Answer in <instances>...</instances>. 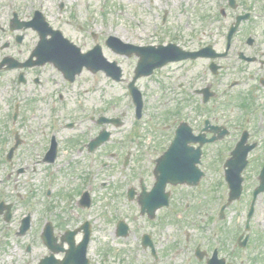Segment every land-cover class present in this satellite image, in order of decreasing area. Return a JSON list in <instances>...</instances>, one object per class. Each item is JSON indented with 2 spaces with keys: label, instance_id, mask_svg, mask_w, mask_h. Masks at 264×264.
<instances>
[{
  "label": "rangeland",
  "instance_id": "obj_1",
  "mask_svg": "<svg viewBox=\"0 0 264 264\" xmlns=\"http://www.w3.org/2000/svg\"><path fill=\"white\" fill-rule=\"evenodd\" d=\"M247 4L261 16L252 17L246 22L241 36L254 31L257 35L252 34L262 42L264 0H239L234 9L227 6L226 0H0V59L6 55L17 60L28 57L38 40L36 32L30 28L10 30L9 20L13 9H16L18 19L22 21L30 20L33 10L37 9L43 13L52 28L60 30L62 35L82 52L98 44L104 57L110 62L115 61L121 67L123 78L122 81L115 82L101 71L91 73L83 70L73 82H68L54 66L47 63L40 67L23 69L26 81L18 83L17 69L0 70V200L9 203L12 212L8 222H4L0 215V235L5 233L0 243V264H33L45 252L44 246L36 237L44 223L50 221L55 225L57 220L63 224L62 228H55L58 234L66 227L76 226L84 217V209H81L77 202L80 189L88 190L90 198H94V202L91 200V212L86 215H94L99 223L109 224L107 219L111 221L110 216H117L127 218L131 229L135 223L148 229L152 222L138 215V205L135 200H127L126 190L133 187L138 192L140 178L144 179L148 189L152 186L154 160L168 146L173 130L179 122H186L193 131L199 128L201 115L206 113L197 108L201 96L186 92L184 88H199L203 85L197 71L202 68L205 60L169 63L151 76L137 79V84L146 93L147 99L143 119L134 122L127 95V83L133 76L138 58L134 55L125 57L114 53L105 45V39L113 35L124 42L140 46L166 45L171 42L187 49L213 41L220 45V35L236 14L244 13ZM22 32V40L17 43L16 37ZM209 81L208 85L213 86V82ZM219 85L211 89L221 93L215 90L220 89L222 83ZM249 90L252 88L246 83L232 88L224 97V105L213 114H208L216 122H220L223 117H230L232 121L229 124H232L241 116L238 95L243 96ZM256 100L264 105V92L260 91V99ZM213 101L209 100V107L214 105ZM15 104H18V113L13 121ZM91 113H94L93 120L88 117ZM98 116L119 118L120 125H98L95 122ZM72 118L78 122L73 129L63 126L64 122ZM50 119H58L56 138L59 137L63 150L51 166L40 162L30 167V161L39 158L46 138L48 139L47 135L51 130ZM135 124L140 128V136L132 132ZM103 128L110 133L109 142L96 148L92 156L87 155L85 147L79 150V143L93 138L98 130ZM258 130V127L251 126V140L259 141ZM14 131L18 132L22 143L14 152L12 165H9L4 159L7 147L3 148L2 144L12 142ZM236 133L237 130H233L232 136ZM219 146L229 145L224 139L205 147L203 161L206 163L208 179L201 180L195 190L187 186L167 188L171 189L170 197L176 192L174 203L178 212L184 200L188 199L187 195L192 193L190 198L194 206L205 207L209 216L213 213L216 207L215 195L219 194L223 186L221 177L216 172L221 156L216 151L220 149ZM144 148L150 150L144 151ZM251 153L249 156L253 154ZM263 154L264 152L257 164L264 159ZM126 158L128 162L124 166ZM104 160L108 164L102 167ZM18 166H26V169L17 172L14 168ZM258 166L248 170L242 207L245 201L247 203L252 185L257 183L254 178ZM48 174L53 178L54 195L50 199L44 196L45 185L49 183L46 181ZM179 189L189 192H178ZM231 209L234 208L229 210ZM30 211L34 216L36 229L33 226L30 233L20 238L16 236L20 219ZM162 211L158 216L164 218L165 228L161 227L156 232V238L165 249L169 240L178 239L181 245L178 255L171 254V257L176 264H185L183 260L188 257L197 234L203 233V241H206L207 231L193 227L194 217L190 215L191 211H182L179 216L175 215L177 211ZM235 217L236 214L230 213L232 223ZM253 219L255 234L264 235V193L258 198ZM139 226H134L135 234L130 232L124 239L126 244L135 247L137 241L134 236L138 238L139 233L143 232ZM106 230L108 231L98 232L97 235L100 234V237L106 234L111 237L113 228L110 224ZM170 231L172 239L165 236L171 234ZM187 232L188 241L185 240ZM230 237L231 235H228L221 241L229 240ZM216 238L214 237V240ZM94 239L95 236L93 241ZM93 241L91 255L93 249L96 250V243ZM27 244L31 247L29 252L26 251ZM104 244L102 242V245ZM249 251L253 258L255 254L264 252V245L259 246L253 240ZM132 256L140 258L144 256V252L138 249Z\"/></svg>",
  "mask_w": 264,
  "mask_h": 264
},
{
  "label": "flooded vegetation",
  "instance_id": "obj_2",
  "mask_svg": "<svg viewBox=\"0 0 264 264\" xmlns=\"http://www.w3.org/2000/svg\"><path fill=\"white\" fill-rule=\"evenodd\" d=\"M250 36L251 41L248 40V37ZM229 60V61H235V66L232 68V72L227 75L226 77H232L234 78L235 84L234 85H240L242 83H246L252 90H249L243 97L247 98V101L252 98V100L255 99L254 103L261 107L264 110V105L262 103L258 102L256 99H260V91L264 92V41L261 42V40H258L257 38L251 36V35H246L242 39H240V43H238L237 47L235 50L231 47L230 51L227 53V55L223 58H216L214 61L220 66L219 70L217 71V75L215 77H223V72L228 70L224 69L223 64L221 63L224 60ZM206 63L209 66L211 63V59H206ZM208 72L212 74L210 69H208ZM242 73H245L246 75L243 76ZM227 81V80H226ZM231 81V82H232ZM233 85V86H234ZM241 98V95H240ZM254 98V99H253ZM250 119H248L249 121ZM251 126L254 125L259 128L258 133L264 136V113H259L254 117V120L252 119V122L250 123ZM215 125V124H214ZM250 126V127H251ZM253 133H249V139L251 138V135ZM211 135L207 134L206 137L209 138ZM253 142H257L252 140ZM189 142H191L189 136L187 134H183L177 138V143H175V146H177L182 152V156L185 160L191 159L194 155L193 152L191 151L192 148H195L198 144H192L189 145ZM258 146L261 149L264 148V143H260L259 141L257 142ZM209 146L207 144L203 145L202 151H204L205 147ZM264 164V160L259 162L257 164V161H254L251 165V167L258 166L256 176L254 180L257 182L258 174L260 172V169L262 168ZM171 174L172 172L174 174H177L175 172V169H164ZM162 170V173L163 171ZM249 173V172H248ZM138 180V186H139V195L138 192L134 189L129 190L127 195H131L132 198L138 200L145 195L144 192H149L153 185L154 182L152 183V186L148 189L146 182L142 180ZM141 185L144 187V192L141 189ZM256 185L253 184L252 188ZM168 187H181L179 184H173V183H168L166 184L164 190L171 194V189H168ZM177 190V189H176ZM178 192H185V194H188L186 192H189L188 190H183L179 189ZM177 192V193H178ZM135 193V194H134ZM155 193L154 190L151 192V195ZM176 193V192H175ZM182 194V195H185ZM192 193H189L187 195L188 197V204H185L182 206L180 211L176 212L175 215L179 216L182 211L185 213L186 211H191L192 213L190 214L193 216V227L204 228L207 231V240L203 241V236L201 232L197 234V238L202 240V245H195L191 246L189 250L188 257H186L183 261L185 264H235L238 262H241L239 260V253L242 249V242H243V237H244V230L241 223V219L245 218V216L241 213V210L239 209V213H236V217L232 223V220L230 218V213L234 214V211L223 213L221 216L219 214V210L216 214V208L214 209L213 213L209 216L208 211L206 210L205 207H199V206H194V203L191 202V196ZM130 197V198H131ZM127 198V197H126ZM128 201L132 202L127 198ZM159 200V195L155 194L150 198V201L145 203V207L143 206H138V215L141 216L142 218L146 219L147 221H151L150 226H148V229H145L144 227L141 228L139 224L135 223L134 226H139L143 232L139 233V236H134V240L137 241V244L135 247L132 245L126 244L124 239L128 237L130 232H134V226L133 229H131V223L128 222L127 218L123 219L124 222V228L121 226H117L116 222L119 220H115V222L112 223L113 218L110 216L111 221H109V224L113 228V234L111 237H108L106 234H102L100 237L97 233L104 231L107 232L109 228V224H106L105 222H100L98 226L96 227L95 230L92 229V236H95V239H93L86 244V256L88 257V263L91 264L89 260V255L90 249H91V243L92 241L96 243V250L93 249L92 251V256L97 258V264H176L171 257L172 255H178V250L180 249L179 245V240H169V244L167 245V249H165L164 245H162L160 242H158L156 238V232L160 230L161 227L165 228V225H163V219H161L160 215L158 216V213L161 211L157 209L155 211V206L157 205L155 201ZM137 203V202H136ZM151 210L149 213L147 212L148 208ZM154 212V215L151 212ZM172 212V211H171ZM156 213V218L154 217ZM216 214V215H215ZM111 215V214H110ZM153 215V217H152ZM158 218V220H157ZM254 221V219L251 220V223ZM161 226H157L160 225ZM163 225V226H162ZM77 227V226H75ZM95 231V235H94ZM164 232V231H162ZM171 232V231H170ZM203 232V231H202ZM62 234H58V238H61ZM199 235V236H198ZM231 235L229 240L226 241H221L225 240V238ZM169 239L173 238L172 232L169 235H165ZM77 239H81L82 234L77 233L76 234ZM189 234L188 232L186 233L185 240L188 241ZM214 237H217L214 240ZM219 238V239H218ZM255 240V242L261 246L262 244L264 245V235L260 234L257 235L255 234L254 227H252V234L250 237L247 238L245 248H248L251 245V242ZM197 240H195L196 242ZM214 241V242H213ZM60 239L57 240L56 243H59ZM102 242L105 244L102 245ZM194 242L191 244L193 245ZM248 245V246H247ZM57 248V247H55ZM64 249H68V245L64 243L63 245ZM142 250L144 252V256L137 258L133 257L132 255H135L137 250ZM250 253V251H249ZM251 254V253H250ZM45 256L46 258L43 257V254H41L39 257L41 260L35 261L33 264H83L82 262V256H81V249H73L72 251L68 252L66 257L63 259L64 252H54V251H49L47 248H45ZM252 257V256H251ZM46 259L45 263L42 262V259ZM126 258V259H125ZM128 261H125V260ZM254 262H262L264 264V252H260L259 255L255 254V257L252 258V263ZM180 264V263H178Z\"/></svg>",
  "mask_w": 264,
  "mask_h": 264
},
{
  "label": "water",
  "instance_id": "obj_3",
  "mask_svg": "<svg viewBox=\"0 0 264 264\" xmlns=\"http://www.w3.org/2000/svg\"><path fill=\"white\" fill-rule=\"evenodd\" d=\"M39 32H40L41 40H40V42L38 44V47L34 50L33 54L34 55H38V52H40V49H44L46 54H45V57H43V59H41V60H51V61H53L54 64L60 70H62L65 73V75L68 76L69 78H72V74L73 73L79 72V70L81 69V67L83 65H86L87 67H90V68L93 67V66H91V64L94 63L95 59L90 57V55H89L90 53H88V54H86L84 56L78 55V49L72 48V46L70 44L69 45L65 44L67 46V48H64L61 45H58L56 43V42H58V40H56V41H53V40L46 41L45 38H44L46 33L44 31H42V30H39ZM65 43H67V42H65ZM46 45H48V46H46ZM68 48H70L71 51H69ZM95 52L97 54H99L98 47L94 48V50L91 52V55H93ZM154 53H156V51ZM81 60H83V61H81ZM143 64L144 63L142 61H140L139 65L137 67L138 72H140V69L143 66ZM154 64H156V63H154ZM98 67H99V65H96L92 69H97ZM102 69L106 70L108 73H112L111 70H109V69H107L105 67L104 68L102 67ZM168 153H169V155L167 157V161H168V163L170 165L177 166V164H178L177 160L178 159L180 160L179 164H180L181 167H182V164H183V162H181V161H184V167H185V161L188 163V160H186V157H185V160H184V158L182 156L183 152L177 146L172 147ZM175 170H176L177 173L180 174V175H176V177L179 178V179L182 178V175H183L182 172L186 171V169L184 170V168H181V169L180 168H176ZM180 171H182V172H180ZM168 179L169 180H175L173 177H170V175H166L165 178H160L156 188L154 189L155 193H153L152 195H146L144 197L145 203L150 201V198L153 195H155V194L159 195L160 194V190H161V186H162L161 183H164V181L168 180Z\"/></svg>",
  "mask_w": 264,
  "mask_h": 264
}]
</instances>
